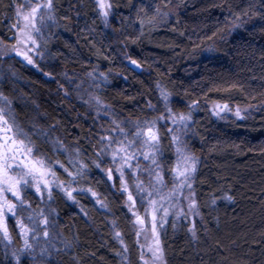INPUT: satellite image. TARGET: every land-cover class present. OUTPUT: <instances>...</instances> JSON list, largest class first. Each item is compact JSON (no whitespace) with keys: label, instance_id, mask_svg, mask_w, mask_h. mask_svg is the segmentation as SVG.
<instances>
[{"label":"trees","instance_id":"trees-1","mask_svg":"<svg viewBox=\"0 0 264 264\" xmlns=\"http://www.w3.org/2000/svg\"><path fill=\"white\" fill-rule=\"evenodd\" d=\"M9 4L0 0V44L11 47ZM250 4L264 14V0H171L168 8L164 0H113L105 27L94 0H55L56 24L44 32L42 61L33 67L13 55L0 57V92L12 99L18 120L26 130L48 132L33 140L53 161L70 167L69 155L80 149L90 164L80 184L97 192L107 211L85 193L74 194L78 205L58 193L51 202L55 248L46 257L34 250L24 253L20 264H140L117 182L91 165L93 145L109 121L85 101L99 98L119 120L151 119L158 113L149 102L163 108L157 84L171 93L174 110L187 112L196 102L186 140L201 161L194 187L207 227L197 223L194 240L185 221L177 220L174 229L168 219L161 230L166 264H264V20L244 16L241 28L229 33L225 27L233 12ZM141 6L149 14L160 6L170 15L158 18L154 27L146 23L141 33L134 23ZM129 58L140 65L138 70ZM225 103L233 111L239 107L245 119L226 111L224 118L214 116L213 105ZM57 139L67 151L53 145ZM162 146L167 159L172 155L167 138ZM212 193L215 207L205 205ZM225 194L234 202L222 199ZM115 231L121 232L126 253ZM12 247L21 248L22 242L17 239L8 250L0 245V264H15Z\"/></svg>","mask_w":264,"mask_h":264},{"label":"snow or ice","instance_id":"snow-or-ice-1","mask_svg":"<svg viewBox=\"0 0 264 264\" xmlns=\"http://www.w3.org/2000/svg\"><path fill=\"white\" fill-rule=\"evenodd\" d=\"M170 2L171 0H164V8H168ZM94 4L97 16L105 27H109V18L113 15V0H94ZM8 7L12 15L7 18L13 21L10 29L15 30V44L11 48L0 49V55L14 52L27 64L35 67L36 63L30 53L35 52L36 55L43 56V52L37 50L42 48L41 41L44 39L45 30L56 24L55 0H24L23 3L19 0H10ZM254 8L255 6L250 4L239 13L233 12L232 19L225 25L228 32L241 28L247 22L242 19L244 16L250 19L256 15L264 20V14L254 11ZM229 11L231 12V8ZM141 12L143 15H140ZM168 15L170 13L162 12L160 6H155L151 14L141 6L137 10L134 23L140 25L142 33L146 23L154 27L158 18ZM121 23L123 24V21ZM212 50L209 47L208 51ZM130 62L137 68L140 67L136 60L130 59ZM88 75L91 77L92 73ZM100 75L107 80L104 73ZM157 88L158 103H161L163 108H157L149 102L148 107L158 113L151 119L119 120L109 115L108 106H103L104 115L109 118V126L107 128L101 126L99 137L93 145L95 158L91 160V165L104 172L109 181L116 177L121 192L127 195L126 206L135 218L134 225L138 226L135 235L136 243L141 249L142 264H166L160 230L169 222L170 216L173 217L174 229L177 220L185 221L187 232L194 240L197 239V223L205 225L207 230L202 205L197 195L198 190L194 187L201 161L190 151L188 141L185 139L191 131L192 110L195 109L196 102L189 104L187 112L174 110L171 93L161 88L159 84ZM64 94L68 95V92ZM91 99L98 107L97 116H100L99 98ZM12 105V99L0 92V245L8 250L17 239L20 240L21 248H11L15 264H20L23 253L31 255L34 247L42 240L51 243L58 235L54 231L55 209L51 206L58 193L77 205L79 201L74 194L87 192L96 199L98 193L91 187L79 186L80 180L90 169L89 162L81 158L80 149H76L75 156L69 155L70 167L59 160L53 161L40 151L33 140L34 135L47 137L48 132L43 129H39L38 133L26 130L18 120ZM222 111L232 112L238 120L245 119L239 107L233 111L227 103L213 105L214 116L224 118L221 116ZM165 138L172 153L167 159L164 158L162 146ZM52 143L54 146H60L58 150L67 151L59 139ZM105 157L110 160V166L107 168L102 167ZM115 186L114 182L113 187ZM136 197L140 199L143 216L133 210L137 204ZM222 199L234 202L233 197L228 194ZM96 203L104 206L99 199H96ZM216 203L215 194H209L205 205L215 207ZM141 235L146 243H140ZM114 238L126 253L128 248L124 244L121 232L115 231ZM64 243L65 247H70L67 242ZM145 248L146 253L143 251ZM46 251L47 248H41V256ZM117 255L121 253L118 252Z\"/></svg>","mask_w":264,"mask_h":264},{"label":"rangeland","instance_id":"rangeland-1","mask_svg":"<svg viewBox=\"0 0 264 264\" xmlns=\"http://www.w3.org/2000/svg\"><path fill=\"white\" fill-rule=\"evenodd\" d=\"M19 2H20V3H23L24 0H19ZM12 31H13V34H14V31H15V30L12 29ZM14 44H15V39H14ZM14 44H13V45H14ZM13 45H12V46H13ZM12 46H11V47H12ZM5 47H7V48H11V47L4 46V45H1V44H0V49H3V48H5ZM37 51H41V49H39V50H37ZM10 55L15 56V53H14V52H9V53L6 54V55H0V57H1V58H4V57L10 56ZM30 55L33 56V59H34V61H35L36 64L40 63V62L42 61V59H43V56L36 55L35 52L30 53ZM91 98H92L91 96H88V97H87V100L90 101V103L92 104V106L95 108V110H96V115H97L98 107L96 106L95 101L92 100ZM99 111H100V113H101V114H100V117H101L103 120L109 121L108 116H105V115H104V111H105V109H104V107H103L102 104H101V107L99 108ZM221 114H224V111H222ZM109 115H111L110 111H109ZM185 139H186V137H185ZM103 163H104V164L106 163V165L104 166L105 168L109 167V166H110V160H109V158L105 157V158L103 159ZM61 171H62V170H61ZM101 173L103 174V176H104L105 178H107V176L105 175L104 172L101 171ZM59 174H60V173H58V175H59ZM62 178H63V177H62ZM144 178L146 179V175H145ZM114 180H116V177H114L113 181H114ZM129 180L131 181V178H130V177H129ZM116 182H117V188H118V191H119V195L123 198V204H124L125 210H127V213H129V215H130V217H131V219H132V226H133V227H132V230H133V234H134V237H135V241H137V237H136V235H135V231H136V228H137L138 226L134 225V219H135V218L132 216V213L128 210V207L126 206L127 195L121 192L120 187H119V183H118L117 180H116ZM79 186H81V184H80ZM81 187H82V186H81ZM130 190H134V189H131V188H130ZM85 194L88 195L89 197L93 198L92 195H91L90 193L85 192ZM96 199H98V198H96ZM96 199L93 198V202H94V204H95L99 209H101V210H105V211H106V208H105L104 203H103L104 206L102 207L101 204L96 203ZM136 200H137V204H136V206H135V208H134L133 210H134V211H137L141 216H143V215H144V212H143V208H142V206H141V202H140L139 197H136ZM70 202H71V201H70ZM34 206H35V204H34ZM106 212H107V211H106ZM168 219H173V217L170 216ZM149 221H150V217H149ZM164 226H165V225H164ZM161 230H162V229H161ZM161 230H160V231H161ZM148 234L150 235V232H149ZM139 239H140V243H141V244L146 243V242L144 241L143 235H141V237H140ZM56 241H57L56 238H54V239L51 241V243H46V242H44V241L42 240L39 244H37V245L34 247V252L37 254L38 257H43V256L46 257V256H49L50 253L47 252V251L53 250V249L55 248ZM57 242H58V241H57ZM149 242H150V241H149ZM41 248H47V251L45 252V254H44L43 256H41V254H40V253H41ZM138 249H139V263L142 264V262H141V260H140V252H141V249H140L139 247H138ZM143 251H145V253H146V252H147V249L145 248V249H143ZM23 254H24V253H23ZM37 264H39V263H37Z\"/></svg>","mask_w":264,"mask_h":264},{"label":"water","instance_id":"water-1","mask_svg":"<svg viewBox=\"0 0 264 264\" xmlns=\"http://www.w3.org/2000/svg\"><path fill=\"white\" fill-rule=\"evenodd\" d=\"M15 57H17L22 63L27 64L25 61L22 60L21 57L16 56V55H15ZM131 66H132L134 69L138 70V68H137L135 65H133L132 63H131Z\"/></svg>","mask_w":264,"mask_h":264}]
</instances>
